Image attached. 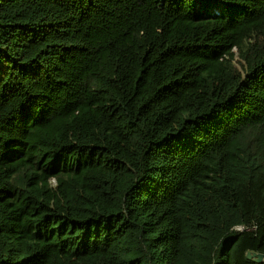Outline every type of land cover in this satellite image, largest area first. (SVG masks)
<instances>
[{"label": "trees", "instance_id": "trees-1", "mask_svg": "<svg viewBox=\"0 0 264 264\" xmlns=\"http://www.w3.org/2000/svg\"><path fill=\"white\" fill-rule=\"evenodd\" d=\"M264 0H0V264H264Z\"/></svg>", "mask_w": 264, "mask_h": 264}, {"label": "water", "instance_id": "water-1", "mask_svg": "<svg viewBox=\"0 0 264 264\" xmlns=\"http://www.w3.org/2000/svg\"><path fill=\"white\" fill-rule=\"evenodd\" d=\"M247 257L248 258H253L254 260H256L257 262H263L264 261V254L263 253H259V252H252L249 251L247 253Z\"/></svg>", "mask_w": 264, "mask_h": 264}]
</instances>
